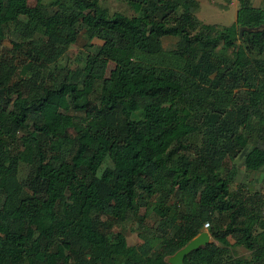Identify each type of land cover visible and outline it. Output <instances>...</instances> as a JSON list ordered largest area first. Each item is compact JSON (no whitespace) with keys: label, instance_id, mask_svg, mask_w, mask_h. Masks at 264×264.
<instances>
[{"label":"trees","instance_id":"trees-1","mask_svg":"<svg viewBox=\"0 0 264 264\" xmlns=\"http://www.w3.org/2000/svg\"><path fill=\"white\" fill-rule=\"evenodd\" d=\"M131 1L0 0V43L20 39L0 57V264H167L203 229L184 264H264V201L226 163L264 167V5L216 26L196 0ZM80 32L100 44L62 64Z\"/></svg>","mask_w":264,"mask_h":264},{"label":"rangeland","instance_id":"rangeland-1","mask_svg":"<svg viewBox=\"0 0 264 264\" xmlns=\"http://www.w3.org/2000/svg\"><path fill=\"white\" fill-rule=\"evenodd\" d=\"M198 6L195 10V17L205 24H213L216 26L229 25L234 20V13L237 7V0H196ZM98 3L106 7L110 12L118 11L126 16H135L139 9V4L131 0H98ZM254 6H263L264 0H251ZM28 6L34 4V0H27ZM180 11V9H178ZM17 29H12L6 33V37L0 43V57L8 60L11 50L16 48V44L19 43L20 39L17 35ZM78 40L71 44L66 53L63 55L62 64H72L75 58H82L85 51L88 49L83 46V41L90 46L100 44V41L96 38H89L85 32H80ZM162 47L164 49H169L174 46L175 38L173 37H162L161 39ZM113 67L111 62H108L105 68V75H108L109 70ZM229 166L231 165L234 170V176L231 183L228 186L229 191L235 193L238 189L245 192L247 195L256 192L261 195L262 201H264V167L258 171H247L242 165V158L239 156L234 157L230 162H226ZM242 193V192H241ZM264 214V208H263ZM153 225V221H152ZM136 224L131 221H126L120 224H113L111 226L112 231H120L125 236L128 245H133L138 241L136 232L134 231ZM205 230V229H203ZM250 232L255 236L257 243L259 240V230L255 225H251ZM232 242V240H229ZM234 252L238 256H247L248 251H246L241 246L234 247Z\"/></svg>","mask_w":264,"mask_h":264},{"label":"water","instance_id":"water-1","mask_svg":"<svg viewBox=\"0 0 264 264\" xmlns=\"http://www.w3.org/2000/svg\"><path fill=\"white\" fill-rule=\"evenodd\" d=\"M255 28L239 27L238 35L240 36L243 31H256ZM210 242V236L206 230H202L197 233L195 236L190 238L182 247L175 250L172 254L165 257V262L167 264H184L183 258L193 250H196L200 246Z\"/></svg>","mask_w":264,"mask_h":264},{"label":"built area","instance_id":"built-area-1","mask_svg":"<svg viewBox=\"0 0 264 264\" xmlns=\"http://www.w3.org/2000/svg\"><path fill=\"white\" fill-rule=\"evenodd\" d=\"M204 226H206V224Z\"/></svg>","mask_w":264,"mask_h":264},{"label":"crops","instance_id":"crops-1","mask_svg":"<svg viewBox=\"0 0 264 264\" xmlns=\"http://www.w3.org/2000/svg\"><path fill=\"white\" fill-rule=\"evenodd\" d=\"M236 8V7H235ZM235 10V9H234Z\"/></svg>","mask_w":264,"mask_h":264}]
</instances>
